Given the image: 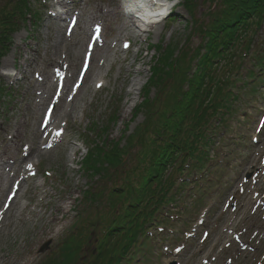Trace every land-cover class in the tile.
Masks as SVG:
<instances>
[{"label":"rangeland","instance_id":"rangeland-1","mask_svg":"<svg viewBox=\"0 0 264 264\" xmlns=\"http://www.w3.org/2000/svg\"><path fill=\"white\" fill-rule=\"evenodd\" d=\"M5 1L0 0V15ZM76 1L79 6H72L71 11L76 17L83 15L82 11H94L96 18L99 17L101 21V12H97V7L107 11L114 8L112 0ZM51 2L52 0H29L30 9L35 16L13 36L10 52L1 59L0 83L3 85V93L0 91V101L3 106H0V152L13 135L16 125L21 126L19 130L24 139L29 142L36 139L35 133L38 131L40 119L35 123V118L42 113L30 110L34 102L28 84L30 76L27 80L24 79V74L32 75V69L44 72L58 71L47 67L53 53L50 39H54V29L58 24L49 15L64 8L53 6ZM195 3L196 7L190 14L182 0H173V17L155 28L156 31L161 30L160 35L154 29L147 41L141 43L135 66L143 70L144 76L138 77L140 95L134 101H126L127 84L122 85L120 80H116L118 64L114 62L108 76L103 80L102 89L96 94L90 91L87 93L82 105L84 108L78 109L75 120L69 118L65 125L64 120L60 119V127L65 130L64 137L70 146L76 149L73 161L68 157L70 149H64L61 145L48 154H39V158L32 157L33 166L30 171L35 175V182L44 183L43 191L51 195L44 198L43 206L46 217L52 213L57 214L60 221V225L55 228V231H58L57 237L46 236L47 232L52 231L48 222H39L34 228L27 227V230L21 226L19 234L0 238V255L7 253L8 256L17 258L27 250V242L30 240L35 242V256L21 264H40L49 256L58 254L61 244L68 240L72 233L81 235L80 222L88 215L90 222L106 223L97 213L106 210V195L111 185L98 178H92L80 167L87 153V146L92 140L103 137L106 144L115 147L119 157L124 155L125 148L130 147L145 125L149 108H144V105L152 106L157 100H165V97L160 95V89L151 87L152 80L155 79L154 70V76L151 73L152 67L166 69V65L160 64V60L166 56L170 58L168 64L172 62L176 65L181 54L188 53L192 56L194 52L200 51L203 45L200 30L208 21L207 11L214 8V13L218 9L209 0H197ZM79 20V26L83 27L86 24L83 22L86 21L82 17ZM103 22L104 34H101V39L106 43L113 39L115 33H112L108 26L109 22ZM63 23L66 28L70 25L69 21L60 25ZM90 28H85L84 32L77 30L65 49L60 48L57 53L66 65L63 72L73 76V82H68L73 83V86L81 81L80 72L84 59H81L83 50L79 46L81 47L83 42L84 45L91 42V34L95 28ZM249 30L243 41L232 48L229 61H221L217 65L220 68L219 77L234 81L235 86H231V91L236 99L231 102V110L222 124L214 122L212 128L216 129H213L209 136L211 143L206 148L207 159L201 171L187 173V178L191 181L185 191L178 192L177 206L166 208L157 218L159 223L147 227L145 243L141 242L136 254L139 245L137 242L136 248H133L135 257L128 255L130 262L127 264H264V174L257 172L264 164V68L261 69L258 64L259 58L260 62H264V21L257 31L255 25H251ZM128 40L131 45L127 58L132 61L140 41L131 37ZM117 47L121 48L120 43ZM196 63L197 60H193L192 70L196 69ZM181 64L180 61L178 65ZM106 69V66L102 69L103 74ZM251 73L253 78L249 79L248 75ZM253 87H256L255 92H252ZM48 106L46 110L53 109ZM110 111L117 117L116 122L112 124L108 123ZM87 132L96 134V138L93 139L89 135L87 138ZM20 155L21 153L17 152V157ZM137 156V151L132 150L124 158L117 172L121 173L132 161L135 162ZM107 163L111 165L114 162L111 160ZM253 172L257 174L255 178L246 180V174ZM11 174L12 172L8 173L9 176ZM9 176L6 177L11 179ZM98 189H104L103 197L95 200L98 205H88L85 200L86 192L93 194L97 193ZM10 192L9 189L3 191L0 194V202L8 197ZM39 198L38 192L30 190L26 198V204L30 205L27 210L32 208ZM55 199L69 202L70 209L67 214L54 213L51 201ZM23 202L21 199L20 204ZM102 234L103 229L99 225L86 224L83 235L90 241L81 253V264L93 261L96 239ZM140 240L139 238L138 241ZM47 242L50 243L48 250L40 253V247Z\"/></svg>","mask_w":264,"mask_h":264},{"label":"trees","instance_id":"trees-1","mask_svg":"<svg viewBox=\"0 0 264 264\" xmlns=\"http://www.w3.org/2000/svg\"><path fill=\"white\" fill-rule=\"evenodd\" d=\"M182 1L186 10L193 13L197 0ZM209 1L218 10L207 11L208 21L200 30L204 41L200 51L192 56L181 54L176 65L167 63L170 62L168 56L163 57L160 64L166 65L165 70L152 67L155 79L151 87L160 89L165 100H157L152 106L144 105L149 108L147 120L130 147L125 148L124 155L119 157L115 147L106 144L103 137H98L88 147L81 168L111 187L106 195V210L101 211L106 220L102 224L104 231L97 239L93 261L87 264L126 261L138 239L145 235L147 226L166 205L175 201L180 188L172 173L181 175L186 168L196 170L202 166L210 142L208 133L212 132L214 122H222L231 110L233 83L219 77L217 64L225 61L232 48L243 41L252 24L260 27L264 19V0ZM1 12L0 60L11 49L13 34L33 17L29 0H6ZM193 60H197L194 70ZM180 61L182 64L178 65ZM258 64L264 67L260 58ZM116 120L115 113L110 112L108 123ZM93 136L96 138V134ZM131 149L138 153L135 162L118 173ZM111 160L114 163L110 165L107 162ZM103 193L104 189L93 194L87 192L95 199H101ZM85 239L70 235L62 244L61 252L45 264H81V253L90 241Z\"/></svg>","mask_w":264,"mask_h":264},{"label":"bare ground","instance_id":"bare-ground-1","mask_svg":"<svg viewBox=\"0 0 264 264\" xmlns=\"http://www.w3.org/2000/svg\"><path fill=\"white\" fill-rule=\"evenodd\" d=\"M124 2V0H123ZM114 8L111 10H102L101 7H97V12L100 11L99 15L102 19L96 18V13L82 11L83 15H76L72 11V6H79L76 0H52L51 4L61 5L64 9L61 11H55L50 13L49 17L57 21L58 24L54 29L55 37L51 40V47L53 53L50 63L47 67H53L58 71H42L32 69V75L30 73L24 74V79H29V89L33 96V104L31 106L34 113H42L36 115L35 123H38V131H36L35 141H28L23 138L20 128L21 126L16 125L13 131V135L9 138L8 143L3 147L0 152V194L6 189L11 190L8 197L0 202V238H8L9 235L15 236L19 234L21 226L24 230L27 227L34 228L39 222L50 223L51 232H47L48 238H56L58 231L55 228L60 225V221L57 214H50L46 217V212L43 206V200L46 197H51L46 191H43V184H37L35 182V175L31 174L33 166L32 157L39 158V154H48L56 149L58 146H63L65 149L68 147L71 151L69 154V160L73 161V157L76 154V149L70 146V143L66 140L65 130L60 127V119L64 120L65 125L69 118L75 120V115L78 109L83 110V104L87 93L90 91L96 94L103 87V80L108 76V72L114 62L118 64V73L116 80H120L121 84H127L126 101H134L139 91V80L143 75V70L135 64L138 61L139 53L141 51V43L146 42L151 32L158 27L160 24L152 23L146 27H142L138 22L134 20L133 14H130L121 6V0H112ZM160 7H166L164 0H158ZM173 7V6H172ZM70 14L68 17L67 15ZM62 15L65 17H62ZM82 17L86 22L83 27L79 26ZM109 18V20L107 19ZM104 21L109 22L112 33L115 35L109 42L103 43L101 36L98 41L89 43H82L81 48L83 50L81 59L88 58L89 72L86 73V79L82 80L80 84L74 85L68 82H73V76L70 73L63 72L64 59L58 57L57 53L60 48L65 49L67 42L73 38L77 30L85 31V28L95 27V31L99 34H104L103 24ZM69 21L70 26L66 28L65 23L60 25L62 22ZM79 21V22H78ZM74 22L72 28L71 24ZM91 29V28H90ZM155 32L160 35V29ZM133 38L140 43L136 46V51L132 57V61H128L129 38ZM120 43V47L117 45ZM127 45V47H125ZM38 50V48H37ZM37 50H34L37 52ZM34 52V53H35ZM79 55L81 52H78ZM12 68L14 69L15 67ZM107 67L106 73H102V69ZM9 71V70H8ZM84 82H86L84 84ZM52 106V110L47 111V106ZM48 106V107H49ZM45 115V116H44ZM35 132V129L34 131ZM34 134V135H35ZM23 138V139H22ZM17 152L21 153L20 157H17ZM20 158V159H18ZM31 159V160H30ZM31 166V167H29ZM13 168V170H12ZM12 172L11 176L8 175ZM259 173L264 174V165L259 168ZM11 179H8L6 176ZM7 178V179H6ZM30 190L38 192L39 199L30 208L27 193ZM26 197V198H25ZM24 200L20 204V200ZM52 206L54 213H61L62 215L67 214L70 209V204L66 200L55 199L52 200ZM37 209V210H36ZM46 217V219H45ZM45 220V221H43ZM24 241V240H23ZM27 250L19 254L17 258L8 256V254L0 255V264H16L19 262H26L30 258L35 256L33 252V246L35 242L30 240L27 242Z\"/></svg>","mask_w":264,"mask_h":264},{"label":"water","instance_id":"water-1","mask_svg":"<svg viewBox=\"0 0 264 264\" xmlns=\"http://www.w3.org/2000/svg\"><path fill=\"white\" fill-rule=\"evenodd\" d=\"M48 247V243L46 245H44L41 249H40V252H43L45 249H47Z\"/></svg>","mask_w":264,"mask_h":264},{"label":"snow or ice","instance_id":"snow-or-ice-1","mask_svg":"<svg viewBox=\"0 0 264 264\" xmlns=\"http://www.w3.org/2000/svg\"><path fill=\"white\" fill-rule=\"evenodd\" d=\"M125 47H127V45H125ZM29 167H31V166H29Z\"/></svg>","mask_w":264,"mask_h":264}]
</instances>
